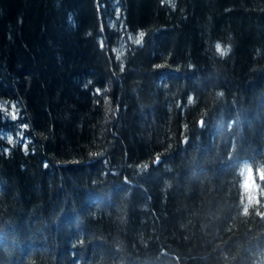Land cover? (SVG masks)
I'll return each mask as SVG.
<instances>
[{
  "label": "trees",
  "instance_id": "1",
  "mask_svg": "<svg viewBox=\"0 0 264 264\" xmlns=\"http://www.w3.org/2000/svg\"><path fill=\"white\" fill-rule=\"evenodd\" d=\"M0 264H264V0H0Z\"/></svg>",
  "mask_w": 264,
  "mask_h": 264
},
{
  "label": "rangeland",
  "instance_id": "2",
  "mask_svg": "<svg viewBox=\"0 0 264 264\" xmlns=\"http://www.w3.org/2000/svg\"><path fill=\"white\" fill-rule=\"evenodd\" d=\"M6 135H7V137L12 138V135L13 134L12 135L11 134H6ZM253 182H254L253 179H250L249 178V175H247V178H246V181H245V185L244 186H245V189H246V191L248 193V196H250V197L254 193L255 184Z\"/></svg>",
  "mask_w": 264,
  "mask_h": 264
},
{
  "label": "snow or ice",
  "instance_id": "3",
  "mask_svg": "<svg viewBox=\"0 0 264 264\" xmlns=\"http://www.w3.org/2000/svg\"><path fill=\"white\" fill-rule=\"evenodd\" d=\"M143 33H140V37L142 38L143 37ZM137 43H139V40L136 41ZM13 119H15V117H13Z\"/></svg>",
  "mask_w": 264,
  "mask_h": 264
}]
</instances>
